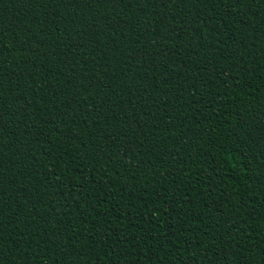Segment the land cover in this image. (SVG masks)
I'll return each mask as SVG.
<instances>
[{"label":"trees","instance_id":"16d2710c","mask_svg":"<svg viewBox=\"0 0 264 264\" xmlns=\"http://www.w3.org/2000/svg\"><path fill=\"white\" fill-rule=\"evenodd\" d=\"M0 264H264V0H0Z\"/></svg>","mask_w":264,"mask_h":264}]
</instances>
